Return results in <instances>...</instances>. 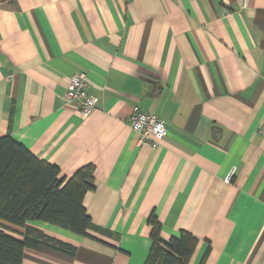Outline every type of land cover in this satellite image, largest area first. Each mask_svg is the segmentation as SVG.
Here are the masks:
<instances>
[{"label": "crops", "instance_id": "obj_1", "mask_svg": "<svg viewBox=\"0 0 264 264\" xmlns=\"http://www.w3.org/2000/svg\"><path fill=\"white\" fill-rule=\"evenodd\" d=\"M77 72L87 118L64 99ZM135 107L165 122L157 147L136 143ZM5 134L66 179L94 166L82 202L102 230L31 221L76 252L25 264H143L151 211L163 241L198 239L187 264H264V0H0Z\"/></svg>", "mask_w": 264, "mask_h": 264}, {"label": "trees", "instance_id": "obj_2", "mask_svg": "<svg viewBox=\"0 0 264 264\" xmlns=\"http://www.w3.org/2000/svg\"><path fill=\"white\" fill-rule=\"evenodd\" d=\"M93 188V164L79 167L66 179L56 165L38 158L9 134L0 136V264H25L24 251L40 246L73 255L74 245L29 222L43 221L91 237L89 229L102 230L82 202ZM147 225L151 243L143 264H187L198 243L192 233L180 230L163 241L155 211L150 212Z\"/></svg>", "mask_w": 264, "mask_h": 264}, {"label": "built area", "instance_id": "obj_3", "mask_svg": "<svg viewBox=\"0 0 264 264\" xmlns=\"http://www.w3.org/2000/svg\"><path fill=\"white\" fill-rule=\"evenodd\" d=\"M87 78L85 73L72 74L68 80L64 93L67 102L76 101L79 104L80 115L87 118L95 110L96 97L87 92ZM130 129L136 133L138 145L157 147L166 135L165 122L156 114L143 111L135 107L126 120Z\"/></svg>", "mask_w": 264, "mask_h": 264}]
</instances>
